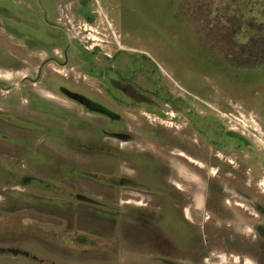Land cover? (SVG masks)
Returning a JSON list of instances; mask_svg holds the SVG:
<instances>
[{"label": "rangeland", "instance_id": "obj_1", "mask_svg": "<svg viewBox=\"0 0 264 264\" xmlns=\"http://www.w3.org/2000/svg\"><path fill=\"white\" fill-rule=\"evenodd\" d=\"M57 5L75 84L112 109L22 83L0 8V118L23 126L0 121V264H264V0ZM79 51L137 56L152 96L102 98Z\"/></svg>", "mask_w": 264, "mask_h": 264}, {"label": "flooded vegetation", "instance_id": "obj_2", "mask_svg": "<svg viewBox=\"0 0 264 264\" xmlns=\"http://www.w3.org/2000/svg\"><path fill=\"white\" fill-rule=\"evenodd\" d=\"M58 0H20L17 10L10 4V0H3L0 8L4 13L5 32L7 37L16 35L20 39V61L24 65L33 64L36 68V76H25L22 83L30 82L40 87L43 96L66 97L68 99H80L91 104L99 105L104 111L111 112L112 107L105 102L97 103V97L92 92H85L83 86H78L74 82L73 71L75 70V50L72 39L69 35V29L60 23L58 15ZM15 18H12V17ZM79 51L77 57L82 59L84 67L81 72L87 73L90 79H96L100 83L99 93L102 98L115 100L117 107L122 106L123 101H133L136 95H143L146 98L152 96L153 81L146 83V89L137 81L140 72L144 69L139 68L137 56L124 51H117L114 55L106 54V58L100 64L90 59H85ZM45 55V57H43ZM142 64L150 60L147 55H141ZM68 70L66 74L61 75L58 69ZM149 80V78H148ZM40 100V99H39ZM0 109V117L4 114ZM118 113H115V115ZM15 121L16 115L9 114ZM1 122L10 128L11 131H21L23 126H19L11 120L0 118ZM25 130V129H24ZM11 140H17L10 135ZM185 149H183L184 151ZM191 157L204 160L200 151H186ZM207 162V160H206ZM213 190L212 187L209 191ZM249 193L251 190L245 189ZM247 193V194H249ZM264 210V205H261Z\"/></svg>", "mask_w": 264, "mask_h": 264}]
</instances>
